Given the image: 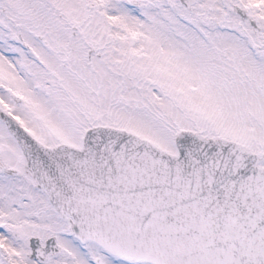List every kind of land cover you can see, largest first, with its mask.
Returning <instances> with one entry per match:
<instances>
[{"label": "snow or ice", "instance_id": "obj_1", "mask_svg": "<svg viewBox=\"0 0 264 264\" xmlns=\"http://www.w3.org/2000/svg\"><path fill=\"white\" fill-rule=\"evenodd\" d=\"M0 264H264V0H0Z\"/></svg>", "mask_w": 264, "mask_h": 264}]
</instances>
